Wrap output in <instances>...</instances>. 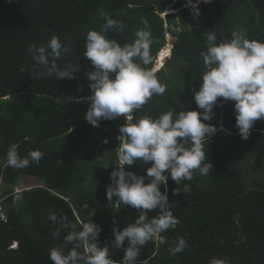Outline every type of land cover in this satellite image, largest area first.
<instances>
[{
  "label": "trees",
  "instance_id": "trees-1",
  "mask_svg": "<svg viewBox=\"0 0 264 264\" xmlns=\"http://www.w3.org/2000/svg\"><path fill=\"white\" fill-rule=\"evenodd\" d=\"M188 1L198 0H0V193L10 195L0 208V264H52L49 250L62 246L68 230L54 238L58 225L48 219L49 213L79 224L88 220L84 205L95 208L92 219L102 228L101 246H111L113 227L123 230L129 225L125 208L130 206L106 198L125 118L101 120L99 127L84 119L86 98L92 94L86 74L93 70L83 57L85 37L106 22L102 14L125 25L120 33H107L122 44L131 43L142 21H148L154 57L150 69L166 46V35H172L171 53L155 72L167 90L135 112L134 120L170 109L199 110L194 92L205 71L200 52L206 48V32L215 30L218 40L220 34L230 37L240 31L238 21L250 39L264 41V0L202 2L199 24L190 23V13L183 8ZM169 11L166 19L161 16ZM54 35L71 49L58 61L60 67L81 65L71 79L41 78L42 69L28 52L29 45L39 47ZM234 103L214 106L215 115L206 122L218 129L205 142L213 169L207 175L195 170L191 181L182 182L191 191L179 195H173L178 186L169 178V202L179 224L162 234L166 243L147 242L137 264L145 259L149 264H264V120L256 121L249 138L242 139L235 127ZM12 144L18 145L21 156L40 150L43 158L39 164L13 169L6 163ZM131 167L127 170L146 176L150 164L137 160ZM24 175L42 183L16 197L13 188ZM158 212L149 211V219ZM178 236L185 237L189 247L170 255L169 245ZM110 255L118 261L123 250L110 249Z\"/></svg>",
  "mask_w": 264,
  "mask_h": 264
},
{
  "label": "clouds",
  "instance_id": "clouds-1",
  "mask_svg": "<svg viewBox=\"0 0 264 264\" xmlns=\"http://www.w3.org/2000/svg\"><path fill=\"white\" fill-rule=\"evenodd\" d=\"M211 1L188 3L199 6ZM195 8L197 14L193 15L201 19V10ZM102 15L106 22L99 30H89L85 37L83 57L90 61L93 70L86 74L92 94L86 98L89 106L84 119L99 127L101 120L125 118V123L119 127L116 168L110 173L111 184L106 189V198L109 203L130 206L140 214L123 230L113 227L111 246H101L98 238L102 228L92 219L95 208L84 205L88 220L79 224L65 215L49 213L48 219L58 225L52 232L54 238L60 237L62 230H68L62 246L49 250L52 264H137L147 242L155 239L166 243L167 238L162 234L179 224L172 211L173 204L169 202V178L178 186L172 190L173 195H179L191 191V186L182 185V182L191 181L195 170L207 175L213 169L205 142L211 141L218 131L215 125L206 123L215 115L214 106L235 102V127L244 140L249 138L255 122L264 120V41L250 39L243 30L232 31L230 37L220 34L219 40L215 30L204 34L206 48L200 56L205 71L199 79V90L194 92L199 110L188 108L177 112L170 109L158 117L145 113L134 120L135 112L142 110L153 96H162L167 90L154 70L157 59L153 69L147 67L154 62L151 28L148 21L143 20V27L135 32V39L122 44L109 38L107 33H120L125 25L107 14ZM168 40L169 54L164 61L171 53L172 39ZM70 51V47L55 35L39 47L28 46L35 64L42 69L39 76L54 77L56 81L71 79L81 71L80 64L60 67L58 61ZM43 155L40 150H32L21 156L18 145L12 144L6 153V163L13 169H23L33 163L39 164ZM137 160L150 164L146 176L125 170V166L130 167ZM9 196L3 195L0 199L3 201ZM156 209L158 214L149 219L148 212ZM126 240L127 247H124ZM188 247L187 239L178 236L169 245V254L176 255ZM113 248L123 250L118 261L110 255ZM142 264H149V261L145 259Z\"/></svg>",
  "mask_w": 264,
  "mask_h": 264
},
{
  "label": "rangeland",
  "instance_id": "rangeland-1",
  "mask_svg": "<svg viewBox=\"0 0 264 264\" xmlns=\"http://www.w3.org/2000/svg\"><path fill=\"white\" fill-rule=\"evenodd\" d=\"M198 7L196 4L194 5V4H190V3H186V5L183 7V8H186L188 11H189V13H190V15H189V17H190V23L191 24H199L200 22H201V19H198L197 18V16H195V15H193V13L194 14H197V12H196V8L195 7ZM168 13H170V11L168 12ZM168 13H165V14H162L161 16L163 17V18H165L166 19V14H168ZM189 23V22H188ZM189 23V24H190ZM237 24H238V27L240 28V30H243L241 27H240V22H238L237 21ZM165 26L166 27H168L167 26V23H165ZM174 29H177V28H174ZM237 31V30H236ZM166 39L168 40H171L172 39V35L171 34H167L166 35ZM168 40V41H169ZM165 49H167V50H169V47H166V48H164L163 50H165ZM168 54H169V52H168ZM182 65L185 67L186 66V63L183 61L182 62ZM159 67L160 66H157V70H159ZM179 67V66H178ZM183 67V68H184ZM185 69V68H184ZM175 83H178L177 81H178V79L175 77ZM78 100H81V99H78ZM97 156V155H96ZM97 160V158L95 157V155H94V164H95V162H97L96 160ZM244 162V161H243ZM251 164H252V161H250V167H251ZM242 167L244 168V165L242 164ZM127 169H130V170H132V167L130 166H127V167H125V170L126 171H128ZM245 169V168H244ZM96 170H97V167H96ZM262 177V179L264 180V175L263 176H261ZM41 180H39V179H34V178H32V177H29V176H26V175H24V176H21L20 178H19V180H18V183H17V185H16V187H14L13 189H14V194H15V196L17 197L19 194L18 193H20L21 191H23V190H29L30 188H33V187H36V186H40L41 185ZM0 188H1V186H0ZM0 196L2 197L3 195H2V193H0ZM1 203H2V201H1V199H0V208H1ZM125 210H126V218H127V221H128V223L130 224V223H132V222H134V220L137 218V216L140 214V213H138V211L136 210V209H134V208H130V207H126L125 208ZM153 240H155V239H153Z\"/></svg>",
  "mask_w": 264,
  "mask_h": 264
},
{
  "label": "bare ground",
  "instance_id": "bare-ground-1",
  "mask_svg": "<svg viewBox=\"0 0 264 264\" xmlns=\"http://www.w3.org/2000/svg\"><path fill=\"white\" fill-rule=\"evenodd\" d=\"M166 47H169V46H166ZM168 52H169V50H167V49H165V50L162 49L159 52L158 58H157L156 67L154 68L155 71H157V66H161L162 62L164 61V58L168 55Z\"/></svg>",
  "mask_w": 264,
  "mask_h": 264
}]
</instances>
